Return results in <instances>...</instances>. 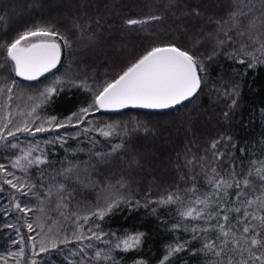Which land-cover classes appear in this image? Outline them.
Segmentation results:
<instances>
[{"label": "trees", "instance_id": "1", "mask_svg": "<svg viewBox=\"0 0 264 264\" xmlns=\"http://www.w3.org/2000/svg\"><path fill=\"white\" fill-rule=\"evenodd\" d=\"M79 2H86L88 7L78 10V0H0V44L30 27L46 22L53 23L56 30L71 42L70 48H65L61 42L62 58L57 67L34 81L22 80L14 72L0 68V87L12 89L11 93L7 90L0 93V125L11 120L9 128L14 130L24 120H30L31 117L21 113H27L34 102H39L30 98H39L48 88H55L57 91L52 94L49 102L37 109V114L42 118L55 116L63 121L92 101V93L85 88L73 86V81L86 77L89 85L100 86L125 70L153 46L176 43L182 48L192 47L191 38L196 31H215L216 25L209 24L208 17L213 21L225 19L230 10V0H186L192 6L199 4L205 19L186 23L184 27L187 31L184 32L177 31V13L175 10L165 9L166 0ZM184 2L185 0H181V3ZM84 13L93 19L102 17L105 22V26L95 36L90 32L81 33L73 27L76 18ZM150 14L161 15L164 19L131 27L123 23L125 19H142ZM234 46L238 47L239 44H229L221 51H230ZM195 51L197 54H211L213 41H204ZM5 58L6 52L0 49V63ZM207 68L202 91L194 99L170 110L149 112L129 108L116 114L93 111L88 117L93 122L91 127L115 126V133L110 137L91 131L69 138L63 145L44 143L65 131L73 133L80 130L69 127L35 136L18 133L15 138H8L9 141L18 143L20 148L26 149L35 144L47 153L50 163L33 166L28 173L37 185L34 191L40 196L53 183L51 178L62 167L71 163L78 165L80 178L77 181L74 177L69 183V187L75 189V197L70 205L72 211H79L84 215L95 210L96 206L103 207L114 197H124L133 203L140 201L139 207L122 203L119 209L103 221H97L103 231L114 232L118 237L135 232L146 233L145 241L139 248L130 252L113 251V257L120 264H133L137 259H143L147 264H160L166 253V246L181 241L189 242L188 249L178 259L173 258L171 264H213L216 258L211 253H194L192 250L200 249L205 238L215 239L217 234L214 231L201 233L194 240L191 228L197 225L207 227V224L203 220L182 218L179 215L189 205V201L194 199L192 193L184 195L181 191L183 206L180 203L160 205L155 201L169 192L186 190L192 186L186 176L185 179L181 178L188 171L184 161L193 155L197 158L210 156V144L214 140L221 141L218 150L226 154L225 162L235 158L237 172L247 173L249 168L260 167L261 161H264V64L247 69L246 64H239L221 54L208 62ZM233 89H236L235 93ZM232 99L237 100L234 107L231 106ZM225 112L229 113L228 119L224 117ZM45 127L48 125L45 124ZM7 130L5 129V134ZM224 137H231V140L222 139ZM121 143L124 146L112 152L113 146ZM6 145L7 142L0 143V163L8 166V170L14 171L17 176H24V172L12 169L9 164L20 155V148L13 149ZM241 148L244 152L240 151ZM96 153L111 155L100 158ZM39 154V151L33 153L34 156ZM195 171L199 173L200 170L196 168ZM122 177L126 182L125 187H115ZM56 181L63 182V178L56 176ZM40 183L45 185L44 189L39 187ZM196 186L199 189L196 195L210 191L202 175ZM11 191L8 186H4L0 196V256H4L8 264H16V260L8 257L7 253L18 251L20 246L11 241L19 237L13 229L3 227L5 224L15 223L26 238V244L23 245L25 254L17 258L19 264H31L33 259L37 264H76L80 256L76 254L79 246L75 242L67 247L61 245L48 253L39 252L44 234L60 235L58 229L70 231L75 228L72 221L64 220L54 210L53 202L45 205V213L37 209L25 217L33 223L35 229L28 233L24 221L18 219L21 214L12 207ZM146 201L153 203L145 207ZM28 203L29 206H38L40 201L32 197ZM5 212L8 214L5 215ZM40 217H43L40 220L44 224L43 231L35 223ZM177 223L181 227L173 229L172 225ZM90 225L91 221L85 228ZM49 227L52 228V233H48ZM185 228L189 230L185 231ZM28 236L35 239L28 241ZM32 243L36 244L35 249L31 247ZM93 243L97 247H105L102 242ZM91 251L89 250V255ZM0 264H5V261L0 260Z\"/></svg>", "mask_w": 264, "mask_h": 264}, {"label": "snow or ice", "instance_id": "2", "mask_svg": "<svg viewBox=\"0 0 264 264\" xmlns=\"http://www.w3.org/2000/svg\"><path fill=\"white\" fill-rule=\"evenodd\" d=\"M81 7L86 9L88 5L86 2L81 4L78 0V10ZM164 7L167 11L175 10L177 13L175 15L177 31L186 32L187 28L184 27L186 23L201 22L205 19L200 5H189L186 0L184 3H181V0H166ZM162 19L164 17L161 15L150 14L142 19L128 18L123 23L131 27ZM207 21L209 24L215 23V31L211 33L196 31L191 38L192 47L182 48L176 43L153 46L125 70L100 86L89 85L86 77L73 81V86L85 88L86 91L92 93V101L87 107L79 108L77 112H73L63 121L55 116L42 118L37 114V109L49 102L57 89L48 88L40 94L39 98H30L34 101L39 100V102H34L30 111L21 114L31 119L24 120L22 125L16 126L14 130L9 128L12 124L11 120L0 125V143L7 142L6 146L17 149L20 145L9 141V137L15 138L18 133L35 136L49 131L58 132L69 127L80 130L73 133L65 131L44 143L63 145L67 139L76 138L82 133L87 134L91 131H97L104 137H110L115 133V126L91 127L93 122L88 117L93 111L124 109L129 106L165 109L194 99L202 91V85L205 83V76L208 73L207 63L221 54L239 64H246L247 69H254L258 64H264V0H230V10L226 13L225 19L213 21L211 17H208ZM104 26L105 22L102 17L98 16L93 19L86 13L78 16L73 23V27L81 33L90 32L93 36ZM100 34L102 35V32ZM206 40L213 41V51L207 55L197 54L195 49ZM61 42L65 48L71 47V42L56 30L51 22L30 27L0 44V49L6 52V58L3 63H0V68L14 72L16 76L34 80L56 68L61 60ZM237 43L238 47L234 46L226 52L221 51L229 44ZM5 90L9 93L12 91L11 87L6 89L0 87V93ZM235 92L236 89H233V93ZM236 105L237 100L232 99L231 106ZM224 117L228 119L229 113L225 112ZM45 124L48 127H45ZM5 129H8L6 134ZM222 139L230 141L231 137ZM220 143V140L211 142L210 156L197 158L193 155L184 161V166L188 171L181 178L185 179L186 176L187 181H191L190 188L169 192L155 202L160 205L180 203L183 206L181 191L184 195L192 193L194 199L189 201V205L184 207L179 215L182 218L203 220L207 224V227L202 228L198 225L193 226L191 228L192 239L195 240L201 233L206 234L209 231L217 234L215 239L205 238L200 249L192 250L194 253H211L216 258L213 264H264V161H261L260 167L249 168L247 173L237 172L238 165L235 158L225 162L226 154L218 150ZM123 146V143L113 146L112 152H116ZM37 151L40 154L34 156L33 153ZM240 151L244 152V149L241 148ZM96 155L106 158L111 153H96ZM48 163L50 161L47 153L35 144L26 149L20 148V155L9 162L12 169L21 170L25 173L24 176H17L14 171L8 170V166L0 163V174H2L0 196L3 194L4 186L12 190L10 193L13 201L12 207L21 214L18 219L24 221V227L28 233H32L35 229L33 223L25 217L37 209L45 213L47 211L45 205L53 202L55 203L54 210L58 211L64 220H71L75 225V228L70 231L58 229L60 235L44 234L40 241V253H48L58 249L61 245L67 247L75 242L79 246L76 254L80 256L76 264H120L113 257L114 250L130 252L144 243L146 238L144 232L129 233L118 237L114 232L103 231L97 222L103 221L105 217L119 209L122 203L129 204L130 207H139L140 201L133 203L124 197H114L108 200L103 207L96 206L95 210L84 215H81L79 211H72L70 205L75 197V189L70 188L69 183L74 177L79 181L78 165L69 163L67 167H62L56 176L62 177L63 182L56 181V176H53L51 178L53 183L47 186L42 196L38 195L34 191L37 185L33 183L28 174L29 169ZM196 168H199V173L195 171ZM40 175L43 178L42 170ZM201 175L210 191L196 195L199 191L196 182ZM125 183L122 177L116 182L115 187L123 188ZM39 187L44 189L45 185L40 183ZM17 194L24 199H20ZM32 197L40 201L38 206H29L28 201ZM151 203L153 201H146L144 206L147 207ZM152 211L155 213V209ZM7 214L5 212V215ZM42 218H37L35 221L36 227L41 231L44 229V224L40 222ZM90 221L91 225L85 228ZM3 227L13 229L19 237L11 241L12 244L20 246L18 251L7 253L8 257L13 258L16 264H19L17 258L25 254L23 245L26 244V238L15 223H8ZM172 227L178 229L181 225L177 223ZM188 230L185 228V231ZM48 233H52L51 227ZM34 239L33 236L27 237L28 241ZM93 241L102 242L105 247H97ZM188 243V241H181L167 245L166 253L160 264H171L173 258L178 259L180 254L188 249ZM31 247L35 249L36 244L32 243ZM89 250H92L91 255H89ZM0 260L8 264L4 256H0ZM31 264H37L36 260L33 259ZM133 264H147V262L137 259L133 261Z\"/></svg>", "mask_w": 264, "mask_h": 264}, {"label": "water", "instance_id": "3", "mask_svg": "<svg viewBox=\"0 0 264 264\" xmlns=\"http://www.w3.org/2000/svg\"><path fill=\"white\" fill-rule=\"evenodd\" d=\"M61 58H62V54H61ZM59 64V63H58ZM57 64V65H58ZM57 67V66H56ZM52 70V69H51ZM40 77V76H39ZM39 77H37L36 79H38ZM22 80H25V81H34V80H29V79H26L24 77H20ZM187 102V101H185ZM184 103V102H183ZM177 106V105H176ZM175 106L173 107H170V108H165V109H149V108H142V107H132V106H129L127 108H124V109H101L100 111L104 114H116V113H119V112H122L126 109H129V108H135V109H139V110H143V111H149V112H161V111H166V110H170L172 108H174Z\"/></svg>", "mask_w": 264, "mask_h": 264}]
</instances>
